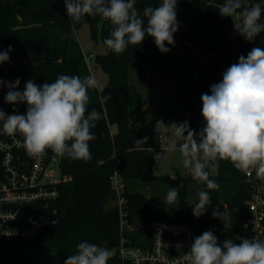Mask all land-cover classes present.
I'll use <instances>...</instances> for the list:
<instances>
[{
  "label": "trees",
  "instance_id": "trees-1",
  "mask_svg": "<svg viewBox=\"0 0 264 264\" xmlns=\"http://www.w3.org/2000/svg\"><path fill=\"white\" fill-rule=\"evenodd\" d=\"M223 2H177L178 30L173 38H184L198 51L208 54L209 71L205 75L195 76L190 64L176 52V44L166 45L170 51L161 53L154 39L147 35L140 45L130 44L119 55L108 47L106 53L96 55V62L108 74V82L102 89H88V111L95 108L100 113V119L91 129L95 136L89 142L92 158L85 162L60 156L63 172L72 178L58 185V197L50 204L51 210H58V222L27 239H0V264H23L18 258L21 250L40 244L54 246L58 264H64L69 255L76 254L77 245L83 241L111 252L107 264H122L117 252L120 214L109 179L115 170L125 181L129 218L134 222L139 219L145 228L153 219L159 218L191 226L196 237L210 230L219 244L225 239L239 243L238 237L253 239V232L246 225L249 183L243 172L230 161L217 159L211 163V166L218 165V173L209 174V179L219 184L218 190L207 189L206 184L193 179L189 171L185 176L177 171L175 177L153 173L155 157L152 149L160 143L161 132L155 127L156 121L162 119L169 126L187 122L190 129L199 134L204 126L201 96L210 94V87L222 81L223 73L233 63H238L241 55L246 57L254 47L264 48V31L251 42L243 36L226 41V32L235 19L220 15L218 10ZM256 3L264 8V0H243V7ZM161 4L162 0H136L135 7L144 19L145 27L147 18L143 16V10ZM260 22L264 23V12ZM84 23L90 25L96 42L100 37L104 43L114 28L109 20L99 15H85L74 24L68 17L64 0H0V51H7L9 46L12 49L8 53L10 59L0 64V80L5 82L0 86V109L6 114L26 113V103L5 101L9 91L6 85L16 79L20 80L16 90L23 91L30 79L43 85L54 82L61 74L81 79L93 76L77 36V29ZM155 67H172L178 72V95L168 106L154 109L147 123L137 127L133 124L137 107L132 108L131 103V73L139 69L144 76ZM109 94L111 99L105 102L103 98ZM112 125L117 126L115 132L111 131ZM8 136L3 133L0 122V137ZM144 137L148 138L146 145L136 142ZM114 152L119 163L113 158ZM3 154L0 150V171L3 170ZM195 184L209 192L212 203L208 207V216L195 217L193 207L188 203L190 187ZM165 187H178V207L164 206L157 201L160 200L159 192ZM217 206L227 218L213 217V209ZM24 209V214L35 211L33 206ZM132 239L129 244H136L135 235Z\"/></svg>",
  "mask_w": 264,
  "mask_h": 264
},
{
  "label": "clouds",
  "instance_id": "clouds-1",
  "mask_svg": "<svg viewBox=\"0 0 264 264\" xmlns=\"http://www.w3.org/2000/svg\"><path fill=\"white\" fill-rule=\"evenodd\" d=\"M177 2L162 0L155 8L146 7L143 16L147 18V27L135 7L136 0H64V5L74 24L85 15H99L109 20L114 28L104 43L119 55L130 44L140 45L146 35L154 39L161 53L169 52L166 45H174L173 36L178 30ZM218 11L224 17H241L233 26L249 42L264 31V23L260 22L264 8L260 3L245 8L243 0H224ZM11 50L9 46L7 51H0V64L10 59ZM4 84L0 80V86ZM19 84L20 80L16 79L6 85L9 91L5 101L26 103L27 111L8 115L0 109L3 133H20L29 156H43L51 150L61 157L91 160L89 142L95 139L91 129L100 119V113L95 108L88 111V89L98 87L97 79L91 75L81 79L61 74L54 82L43 85L30 79L23 91L16 90ZM103 99L106 102L111 95ZM201 101L204 126L199 134L187 122L170 124L176 126L179 136L188 138L180 151L183 166L192 178L205 183L207 189L218 190L219 184L209 179L206 171L217 159L228 160L238 170L249 174L254 170L258 177H264V48L254 47L246 57L241 55L238 63L223 73L222 81L210 87V94L201 96ZM155 127L166 132L169 125L161 119ZM147 140L144 137L136 142L146 145ZM178 196V187H171L163 202L172 206ZM198 196V202L191 205L197 218L212 203L208 191L201 190ZM212 215L227 218L218 206ZM238 239L239 243L225 239L219 244L212 231H205L194 239L185 259L188 264H264V241ZM109 258L106 248L83 241L77 245L76 254L69 255L64 264H107Z\"/></svg>",
  "mask_w": 264,
  "mask_h": 264
},
{
  "label": "built area",
  "instance_id": "built-area-1",
  "mask_svg": "<svg viewBox=\"0 0 264 264\" xmlns=\"http://www.w3.org/2000/svg\"><path fill=\"white\" fill-rule=\"evenodd\" d=\"M234 19L239 21L241 17L234 16ZM238 37L242 36L234 26L226 32V41ZM84 56L89 64L96 54L84 52ZM159 140L152 150L155 158L162 159L165 144L169 143L167 133L161 131ZM0 150L4 153L3 170L0 171V239H27L58 222V210H51L50 204L58 197V185L72 176L63 172L61 157L50 150L43 156H29L20 133L0 137ZM113 158L120 162L116 152ZM242 172L249 183L246 225L253 232V239L264 241V177H258L254 170L250 174ZM109 179L120 214L117 252L122 264H188L185 254L190 251L196 236L193 228L185 223L153 219L147 228L140 230L146 241L134 239L136 244H129L138 228L129 218L125 181L117 170ZM27 206H33L35 211L24 214ZM46 209H49L47 213Z\"/></svg>",
  "mask_w": 264,
  "mask_h": 264
},
{
  "label": "rangeland",
  "instance_id": "rangeland-1",
  "mask_svg": "<svg viewBox=\"0 0 264 264\" xmlns=\"http://www.w3.org/2000/svg\"><path fill=\"white\" fill-rule=\"evenodd\" d=\"M77 36L81 47L84 52H94L96 55L101 53H106L108 48L103 41L98 39L96 42L91 34V28L88 23H84L77 29ZM243 38V37H241ZM204 55L208 56L206 52H203ZM89 67L92 75L98 81V88L102 89L108 82V74L106 71L96 62L95 58L90 60ZM180 82L178 72L172 68H151L148 73L144 76L141 75L140 70H134L131 73V85H130V95L132 108L142 110L138 112L139 115L142 114V120L139 118L133 120V124L137 127H141L147 123L151 118V114L154 109L166 107L171 101H173L178 95V84ZM149 101L148 105L145 103V108L141 109L142 101ZM144 114V115H143ZM117 130L116 125H112L111 131L115 132ZM168 138L169 143L165 144V149L163 152V158L157 159L154 158L153 161V173L155 175H167L175 177L177 171L181 175L185 176L189 171L183 166V156L180 151V146L187 142L188 138H181L176 132V126L171 125L168 127ZM211 175H216L218 173V165L215 163L212 165L208 171ZM169 189L165 187L161 189L158 202L163 203L164 206H167L163 201L165 200L166 194ZM203 190L200 185H192L188 193V203L189 205H194L198 202L199 196L198 193ZM158 194V193H157ZM158 199V198H157ZM152 200L157 202L156 199L152 196ZM113 205V203H112ZM169 207H178V202ZM208 207L205 216H208ZM135 225L138 230L135 232L136 238L140 242L146 241L145 234L140 232L142 228H145V225L139 220L135 219ZM111 253V252H110ZM19 260L23 261V264H58L57 251L54 246L50 244H40V245H30L25 246L19 256ZM18 264V263H17Z\"/></svg>",
  "mask_w": 264,
  "mask_h": 264
},
{
  "label": "water",
  "instance_id": "water-1",
  "mask_svg": "<svg viewBox=\"0 0 264 264\" xmlns=\"http://www.w3.org/2000/svg\"><path fill=\"white\" fill-rule=\"evenodd\" d=\"M174 44L177 45L176 52L181 54L195 71V76L205 75L209 71L208 57L197 50V48L188 40L178 37L174 38Z\"/></svg>",
  "mask_w": 264,
  "mask_h": 264
},
{
  "label": "crops",
  "instance_id": "crops-1",
  "mask_svg": "<svg viewBox=\"0 0 264 264\" xmlns=\"http://www.w3.org/2000/svg\"><path fill=\"white\" fill-rule=\"evenodd\" d=\"M148 102H149L148 100H147V101H145V100L142 101V102H141V109H142V108L144 109L145 106H146L145 103L148 105ZM141 111H142V110L138 109L137 111L134 112V114H133V120H136V119H138V118H139L140 120H142V118H141V117H142V114L139 115V113H138V112H141ZM151 114H152V113H151ZM151 114H148L147 116H149V115H151ZM143 115H144V114H143Z\"/></svg>",
  "mask_w": 264,
  "mask_h": 264
}]
</instances>
